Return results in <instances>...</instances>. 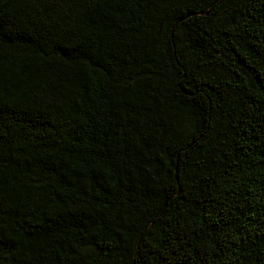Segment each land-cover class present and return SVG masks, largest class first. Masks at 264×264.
I'll return each mask as SVG.
<instances>
[{
	"label": "trees",
	"instance_id": "1",
	"mask_svg": "<svg viewBox=\"0 0 264 264\" xmlns=\"http://www.w3.org/2000/svg\"><path fill=\"white\" fill-rule=\"evenodd\" d=\"M0 264H264V0H0Z\"/></svg>",
	"mask_w": 264,
	"mask_h": 264
}]
</instances>
